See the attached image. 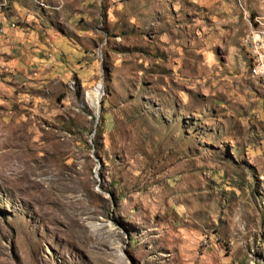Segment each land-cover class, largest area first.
Instances as JSON below:
<instances>
[{"label":"rangeland","instance_id":"obj_1","mask_svg":"<svg viewBox=\"0 0 264 264\" xmlns=\"http://www.w3.org/2000/svg\"><path fill=\"white\" fill-rule=\"evenodd\" d=\"M8 2L0 264H264V0Z\"/></svg>","mask_w":264,"mask_h":264},{"label":"crops","instance_id":"obj_2","mask_svg":"<svg viewBox=\"0 0 264 264\" xmlns=\"http://www.w3.org/2000/svg\"><path fill=\"white\" fill-rule=\"evenodd\" d=\"M0 2V25L5 29L4 34L0 36V45L9 47L14 44V33L16 32L14 25L17 17L13 15V9L10 8L8 0H1ZM2 55L7 54L3 53Z\"/></svg>","mask_w":264,"mask_h":264},{"label":"built area","instance_id":"obj_3","mask_svg":"<svg viewBox=\"0 0 264 264\" xmlns=\"http://www.w3.org/2000/svg\"><path fill=\"white\" fill-rule=\"evenodd\" d=\"M5 29L0 25V36L4 34ZM251 48L255 54V60L259 61V70L256 77L264 80V28L251 38Z\"/></svg>","mask_w":264,"mask_h":264},{"label":"bare ground","instance_id":"obj_4","mask_svg":"<svg viewBox=\"0 0 264 264\" xmlns=\"http://www.w3.org/2000/svg\"><path fill=\"white\" fill-rule=\"evenodd\" d=\"M252 50V48H251ZM252 58H253V61H254V68L252 69L253 70V75L255 76L257 74V71L259 70V61L258 60H255V54L252 50ZM259 79V78H258Z\"/></svg>","mask_w":264,"mask_h":264}]
</instances>
